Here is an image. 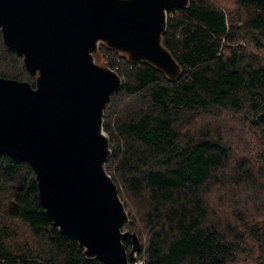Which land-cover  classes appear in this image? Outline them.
Wrapping results in <instances>:
<instances>
[{"label": "trees", "instance_id": "16d2710c", "mask_svg": "<svg viewBox=\"0 0 264 264\" xmlns=\"http://www.w3.org/2000/svg\"><path fill=\"white\" fill-rule=\"evenodd\" d=\"M230 1L168 11L176 81L99 45L122 81L104 109V167L140 242L133 264H247L250 243L264 264V0ZM0 76L35 84L1 31ZM227 117L247 121L238 145ZM82 250L46 214L30 164L0 153V264H105Z\"/></svg>", "mask_w": 264, "mask_h": 264}, {"label": "water", "instance_id": "95a60500", "mask_svg": "<svg viewBox=\"0 0 264 264\" xmlns=\"http://www.w3.org/2000/svg\"><path fill=\"white\" fill-rule=\"evenodd\" d=\"M189 0H0L2 40L34 85L0 76V153L27 161L52 223L105 264H132L140 249L104 163L103 115L121 77L102 43L170 81L181 65L163 41L168 11ZM100 57L99 59H97ZM130 239L127 250L124 243Z\"/></svg>", "mask_w": 264, "mask_h": 264}, {"label": "rangeland", "instance_id": "374dc122", "mask_svg": "<svg viewBox=\"0 0 264 264\" xmlns=\"http://www.w3.org/2000/svg\"><path fill=\"white\" fill-rule=\"evenodd\" d=\"M231 2H232V0L229 2L230 5H232ZM220 122L222 123V127L220 130L222 131L224 136H226V137L229 136L230 139L234 140L233 143L234 144L236 143L238 145L237 137H236V134L238 133L237 131L245 132L244 130H247V128H248L247 121L242 119V118H239V119L236 118V120H233V119L227 117V118L222 119ZM223 122L226 123V124H224V126H223ZM230 127H232V128H230ZM240 127H243L244 130L239 129ZM230 136H232V138ZM246 137H247V135H246ZM238 148L241 149L239 146H238ZM215 201H216L215 195H214V197H210L209 201H208L209 205L213 206L215 204ZM220 217L223 220H228L227 218H225L224 215L223 216L220 215ZM210 218H212V216H210ZM212 220H213V218H212ZM20 235H22V233ZM249 249L251 250L252 256L247 261V264H257L258 260H257V257H255V256H257L258 251H257L256 246L254 244L250 243ZM139 262L141 264H143L141 260H136L134 264H137Z\"/></svg>", "mask_w": 264, "mask_h": 264}, {"label": "clouds", "instance_id": "9594fccd", "mask_svg": "<svg viewBox=\"0 0 264 264\" xmlns=\"http://www.w3.org/2000/svg\"><path fill=\"white\" fill-rule=\"evenodd\" d=\"M134 261H131V263L133 264Z\"/></svg>", "mask_w": 264, "mask_h": 264}, {"label": "built area", "instance_id": "2783aa9c", "mask_svg": "<svg viewBox=\"0 0 264 264\" xmlns=\"http://www.w3.org/2000/svg\"><path fill=\"white\" fill-rule=\"evenodd\" d=\"M137 264H141V263L139 262V263H137Z\"/></svg>", "mask_w": 264, "mask_h": 264}]
</instances>
